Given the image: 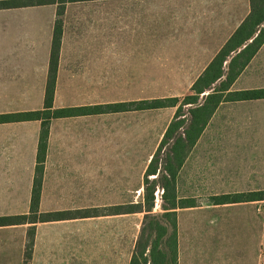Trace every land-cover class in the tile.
<instances>
[{"label": "crops", "instance_id": "obj_1", "mask_svg": "<svg viewBox=\"0 0 264 264\" xmlns=\"http://www.w3.org/2000/svg\"><path fill=\"white\" fill-rule=\"evenodd\" d=\"M249 13V0L66 3L59 17L52 107L96 106L95 89L110 86L107 81L118 73H141L142 80L158 73L165 86L190 91ZM56 19L57 5L0 10V115L43 110ZM250 68L264 73V42L230 91L264 89V84L243 83ZM93 115L50 120L40 164L41 121L0 124V217L30 214L39 167V213L64 211L65 201L110 193L102 185L132 177L127 171L133 167L132 147L102 145L85 126ZM188 156L176 179L179 200H185L178 183ZM259 195L249 193L253 200L248 201L208 200L177 208V264H264ZM128 215L33 223L29 264H129L134 246L122 254L117 235L123 221L118 217ZM29 227H0V264H23Z\"/></svg>", "mask_w": 264, "mask_h": 264}, {"label": "rangeland", "instance_id": "obj_2", "mask_svg": "<svg viewBox=\"0 0 264 264\" xmlns=\"http://www.w3.org/2000/svg\"><path fill=\"white\" fill-rule=\"evenodd\" d=\"M254 75L258 81H254ZM140 76L141 73L137 72L116 74L107 81L110 86L95 89L96 106L168 97L182 98L190 93L188 88L165 86L167 83L158 77V73H150L149 80H142ZM243 79L245 85L264 84V73L256 74L250 68ZM93 107L95 105L90 106ZM174 112V108H164L93 115L91 120L86 121L85 126L95 131V136L99 137L102 145L132 147L133 167L127 169L132 177L128 174L119 177L116 184L102 185L103 188L111 190L110 193L103 191L100 196L86 201H65L67 208L64 211L39 213L38 202L30 214L25 216L26 222H41L45 218L51 220L48 222L77 219L93 221L104 215L122 214L135 209L143 200L147 166ZM163 156L161 153L160 158L163 159ZM40 171L39 167L35 179L39 184L38 190L35 189L38 194ZM154 178L155 176L148 178L149 181H155L152 214L159 216L162 214L161 206L169 203L162 202L160 181ZM178 186L179 195L185 199L182 201L194 203L227 195L233 197L246 196L249 193L264 194V101L222 104L208 122L198 147L188 156L179 175ZM258 202L256 207H261L264 229V198ZM143 216V213H131L118 217L123 219L119 222L117 233L122 254L129 252L132 244L135 245ZM28 225L31 227L27 232L29 229L33 231L32 224Z\"/></svg>", "mask_w": 264, "mask_h": 264}, {"label": "trees", "instance_id": "obj_3", "mask_svg": "<svg viewBox=\"0 0 264 264\" xmlns=\"http://www.w3.org/2000/svg\"><path fill=\"white\" fill-rule=\"evenodd\" d=\"M93 0H0V10L57 5V19L53 30L48 78L45 88L43 110L0 115V124L23 121H41L39 136V164L47 142L49 122L56 118H67L90 114L118 113L125 111L156 110L174 108L173 118L150 160L144 174L143 200L135 209L126 213H143V220L135 242L129 264H177V225L176 209L192 207L194 202L177 199L176 179L188 154L193 149L206 128L217 107L223 102H243L264 99V89L233 92L230 87L241 74L264 42V0H249L250 13L234 34L219 50L211 63L195 81L190 93L182 98L168 97L141 102L99 105L93 108L77 107L54 110L53 92L57 71V58L60 48L61 21L59 17L66 3ZM251 40V41H249ZM243 47L242 49H240ZM240 49V50H239ZM239 50V51H238ZM209 92L206 96L205 93ZM164 149V151H163ZM163 153V159H161ZM161 162V163H160ZM159 180L162 190V214H152L155 181ZM39 184L34 181L30 209L38 205L39 194L35 189ZM260 200L264 194H260ZM258 198V195H256ZM253 200V196L214 197L213 204ZM51 221L47 218L41 222ZM26 222L25 216L0 217L1 226H14ZM34 230L27 232L23 264H29Z\"/></svg>", "mask_w": 264, "mask_h": 264}, {"label": "water", "instance_id": "obj_4", "mask_svg": "<svg viewBox=\"0 0 264 264\" xmlns=\"http://www.w3.org/2000/svg\"><path fill=\"white\" fill-rule=\"evenodd\" d=\"M209 92H207L206 94H205V96L208 94Z\"/></svg>", "mask_w": 264, "mask_h": 264}]
</instances>
